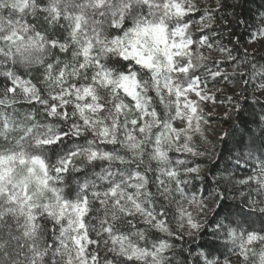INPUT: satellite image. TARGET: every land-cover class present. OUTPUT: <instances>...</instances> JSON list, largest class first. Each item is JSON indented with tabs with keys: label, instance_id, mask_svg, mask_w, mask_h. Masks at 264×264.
<instances>
[{
	"label": "clouds",
	"instance_id": "1",
	"mask_svg": "<svg viewBox=\"0 0 264 264\" xmlns=\"http://www.w3.org/2000/svg\"><path fill=\"white\" fill-rule=\"evenodd\" d=\"M224 6L256 53L237 65L251 79L264 0ZM196 7L0 0V264H264V107L241 106L228 140L225 168L247 170L238 194L197 205L185 192L203 135L171 134L177 121L187 131L177 90L190 55L171 45L193 42Z\"/></svg>",
	"mask_w": 264,
	"mask_h": 264
},
{
	"label": "rangeland",
	"instance_id": "2",
	"mask_svg": "<svg viewBox=\"0 0 264 264\" xmlns=\"http://www.w3.org/2000/svg\"><path fill=\"white\" fill-rule=\"evenodd\" d=\"M196 5V9L189 12L188 14L202 15L201 20L195 22V28L197 31H207L210 29L212 23L206 12L212 9V7L216 6V0H196ZM206 38V43L203 46L200 45L199 50L201 52L198 50L197 54H200L201 56L203 55L210 61H217L218 63L216 64L215 70L216 72H219V75H224V78L221 80V82L213 86H205L207 88L208 95L213 98L212 100L199 101L198 97L189 94V98L191 100H196L200 103V114L202 116L200 125L203 138H201L200 133L196 134L193 137V144L195 146V150L203 153V155H187V167L196 168L201 171H199V173L197 172L188 175L189 177L193 178V186L191 188L187 186L184 187L189 198L195 196L201 201H219L216 197L217 195H220V198H222L223 194H228V197L231 198L233 195L238 194V186L235 185L233 181L238 178H244L245 172L241 171L239 173L226 175L223 176V178L220 175L219 177L217 176L215 181L220 179L222 187L218 188L217 186H214V189L212 190L203 189V187L200 186L203 179L195 178L197 175L203 177L210 175L209 168L215 159L217 144H219V142L224 139L228 129L226 122L235 115L239 106V96L243 89V82L240 80L241 78H239L241 73L236 75L237 66L236 64H232L235 63V59H233L230 48L225 43H223L222 40H217L211 36H206ZM246 49L256 55V53L248 46ZM188 59L189 58H186L183 63H185ZM190 59L192 62V59L194 60L196 58H194L190 53ZM227 64H230V66ZM261 72L262 76H264V70H261ZM232 74L233 76H231V78L230 75ZM190 77H195L192 70L186 74H179V78L184 82V84L188 82ZM236 77H238V79ZM255 93L257 97L264 101V78L263 80L257 82ZM175 126L177 128H181L184 126V124L177 121ZM180 155L182 158H184V154ZM240 187L242 189L244 186Z\"/></svg>",
	"mask_w": 264,
	"mask_h": 264
},
{
	"label": "trees",
	"instance_id": "3",
	"mask_svg": "<svg viewBox=\"0 0 264 264\" xmlns=\"http://www.w3.org/2000/svg\"><path fill=\"white\" fill-rule=\"evenodd\" d=\"M226 0H216V6L212 7V9L208 10L206 14L211 21V27L207 31H197L195 28V22L201 20L202 15H189L187 14V21L190 24L191 32H192V39L193 44L190 47V53L193 55L194 58L192 59V72L195 77H199L201 86H213L224 78V75H218L213 78L212 73L216 72V64L217 61H210L209 59L203 57L200 54H197L198 46L200 49V45H198V41H202L205 39L206 36H211L212 38H216L217 40H222L231 50L233 57H235L236 66L238 65L239 61L242 60H253L255 54L251 53L246 49L248 46L247 42L244 40V36L241 34L244 25L237 24L233 21V11L231 6L225 7L224 4ZM200 51V50H199ZM201 52V51H200ZM199 52V53H200ZM230 66V64H227ZM257 68H260V65L257 64ZM240 75L239 78L243 82V89L239 96V106L235 115L226 122L227 125V132L223 140L217 144L216 152H215V159L212 162V165L209 168V174L204 176V179L200 186L203 187L205 190H212L214 186L221 188L222 183L219 180L215 181V178L219 175L223 178V176L234 174L233 170H228L225 168V165L222 163L226 159L225 153L227 152L228 147V140L232 132L235 130V122L237 120H242L243 115L241 111V106H248V105H259L264 107V101L256 96L255 88L257 87V82L263 80L264 76H262L261 71H255V75L250 79L249 75L246 71H241L239 67H236V75ZM233 76L230 75V77ZM232 78V77H231ZM238 79V77H236ZM239 155V154H237ZM232 163V161H229ZM240 167V165H237ZM246 170L242 171L245 172ZM219 201H222L224 197H228V194H223L222 198L220 195L216 196ZM243 206V205H242ZM247 210V208H245ZM187 239V238H185Z\"/></svg>",
	"mask_w": 264,
	"mask_h": 264
},
{
	"label": "snow or ice",
	"instance_id": "4",
	"mask_svg": "<svg viewBox=\"0 0 264 264\" xmlns=\"http://www.w3.org/2000/svg\"><path fill=\"white\" fill-rule=\"evenodd\" d=\"M157 40L159 43H163L167 45V38L163 36V34L159 35L157 37ZM199 45L203 46L206 43V38L203 41H198ZM193 44L191 40L181 42V44L177 45L173 43L171 45L172 48H182L185 50V54L189 55L190 53V47ZM182 68H184L185 72L188 73L192 70L193 65L191 63L190 55L189 59L181 65ZM219 72L212 73L213 78L215 76H218ZM177 94L179 96V115L177 116V119H181L184 121V123L187 125V131L183 134H179L180 130L175 125H173L174 132L171 133L173 135L177 136V139L180 140V142L184 143V136H187L188 133L191 131H200V121L202 120V116L200 114V103L198 101H193L189 98L190 95H195V97L199 98V101H206V100H212L213 98L210 97L207 93V88L201 86V82L199 77H190L188 82L183 84L180 89L177 90ZM177 109L173 108V113L176 114ZM195 118V119H194ZM195 121V123H194ZM185 149L195 155L194 152H192V149L190 146L185 145ZM198 169L189 167L187 175H191L193 173H197ZM192 203L199 204V201H197L196 197L193 196L190 198ZM187 222L189 226L193 229H196L198 227V223L196 220L191 216H187ZM121 251H125V249L122 247ZM138 252L136 249H133V255H137Z\"/></svg>",
	"mask_w": 264,
	"mask_h": 264
}]
</instances>
